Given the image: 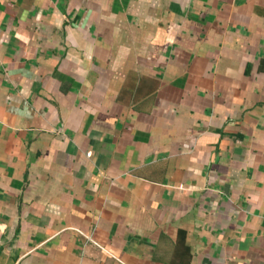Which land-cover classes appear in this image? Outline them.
I'll return each instance as SVG.
<instances>
[{
  "label": "crops",
  "instance_id": "obj_1",
  "mask_svg": "<svg viewBox=\"0 0 264 264\" xmlns=\"http://www.w3.org/2000/svg\"><path fill=\"white\" fill-rule=\"evenodd\" d=\"M0 264H264V0H0Z\"/></svg>",
  "mask_w": 264,
  "mask_h": 264
}]
</instances>
